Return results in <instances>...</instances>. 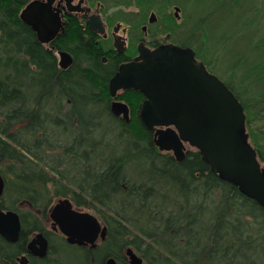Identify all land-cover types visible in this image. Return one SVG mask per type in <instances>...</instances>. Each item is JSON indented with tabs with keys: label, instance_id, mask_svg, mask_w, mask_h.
Here are the masks:
<instances>
[{
	"label": "trees",
	"instance_id": "16d2710c",
	"mask_svg": "<svg viewBox=\"0 0 264 264\" xmlns=\"http://www.w3.org/2000/svg\"><path fill=\"white\" fill-rule=\"evenodd\" d=\"M18 1L0 0V153L11 161L14 178L6 190L11 204L25 199L36 208L39 199L70 194L104 221L115 251L132 247L147 264H260L264 209L212 173L197 150H187L178 162L170 152H159L133 113L119 125L126 137L122 152L96 153L93 129L101 118L106 75L96 52L81 43L90 68H76L73 77L58 75V86L66 88L67 82L71 99L68 111L61 112V95L48 94L39 84L41 77L56 75L54 59L19 20ZM224 1L216 0L213 10ZM224 84L246 112L241 97ZM59 113L75 119L66 124L72 139L64 143L53 141L64 126Z\"/></svg>",
	"mask_w": 264,
	"mask_h": 264
},
{
	"label": "flooded vegetation",
	"instance_id": "af4514ba",
	"mask_svg": "<svg viewBox=\"0 0 264 264\" xmlns=\"http://www.w3.org/2000/svg\"><path fill=\"white\" fill-rule=\"evenodd\" d=\"M33 1L38 4L35 12L29 11L24 15L25 19L34 20L39 25L37 31L20 18L22 10ZM17 4L19 20L30 29L36 42L51 54L55 62L57 73L51 78L43 79L42 70L38 66L33 68L41 77L39 84L42 91L56 97L61 95L68 110L71 99L67 94L69 91L65 89L69 86L63 79L66 88L58 86V75L69 72V77H73L76 68H90L92 63L80 52L81 43L89 44L106 73L102 87L104 96L99 98L100 116L105 114L117 126L128 123L133 113L140 120L139 109L145 99L142 93L132 89H119L114 95L110 94V79L121 65L135 61L140 50L153 51L168 46L189 48L199 59L186 43L187 27L183 8L171 5L168 0H19ZM75 33H79V39ZM115 102L126 105L127 119L122 114L116 116L112 112ZM61 107L64 108V105L61 104ZM62 120L75 122V119L69 118ZM247 120L245 116V123ZM148 131L153 143L155 128ZM248 138L250 141L249 133ZM10 162L9 159L3 160L0 153V177L3 180L0 212L16 214L19 229L14 240L0 234V264H70L67 262L69 260L73 264H106L109 259H113L116 264H130L128 248L139 257V252L132 247L126 246L119 252L115 251V241L110 238L112 232L104 221L88 208L76 205L70 194L57 195L49 200L39 199L36 208L25 199L11 204L10 192L6 191L7 183L14 178L8 172ZM63 199L70 202L72 210L94 215L100 226L106 228L104 235L99 231L93 242H69L50 216L53 206ZM4 226L10 228V224L4 223ZM109 250H113L114 256L108 254ZM139 258L143 264V257Z\"/></svg>",
	"mask_w": 264,
	"mask_h": 264
},
{
	"label": "water",
	"instance_id": "95a60500",
	"mask_svg": "<svg viewBox=\"0 0 264 264\" xmlns=\"http://www.w3.org/2000/svg\"><path fill=\"white\" fill-rule=\"evenodd\" d=\"M37 5L30 2L20 14L35 31L39 25L25 19L24 14L35 12ZM119 89L144 95L139 118L146 129L155 128L153 143L159 151L171 152L178 162L188 148L197 150L212 173L264 209V166L249 142L243 107L191 49L168 46L140 50L135 61L121 65L110 79V94ZM111 110L127 119L125 104L115 102ZM2 190L0 177V195ZM50 216L71 243L93 242L99 231L104 235L106 230L94 215L72 210L67 199L59 200ZM18 229L16 214L0 212V234L14 240ZM127 254L130 264H141L142 259L131 249ZM106 264L116 262L109 259Z\"/></svg>",
	"mask_w": 264,
	"mask_h": 264
},
{
	"label": "rangeland",
	"instance_id": "374dc122",
	"mask_svg": "<svg viewBox=\"0 0 264 264\" xmlns=\"http://www.w3.org/2000/svg\"><path fill=\"white\" fill-rule=\"evenodd\" d=\"M168 1L184 10L187 45L196 52L209 72L231 85L244 101L248 119L246 131L264 157V0H227L224 5L215 6L214 10L216 0ZM64 103V108L60 109L66 113L68 110ZM65 113L59 114L65 118ZM101 118L93 129L96 153L119 154L125 147L126 137H123L120 126L109 121L105 114ZM62 123L64 126L56 129L58 136L53 138L55 142L60 140L64 143L72 139L66 125L72 122L62 120ZM61 131L62 137L59 136ZM91 164L95 166L93 161ZM89 211L96 214L94 209ZM67 262L73 264L71 260ZM143 264H147L146 260ZM260 264H264V258Z\"/></svg>",
	"mask_w": 264,
	"mask_h": 264
}]
</instances>
